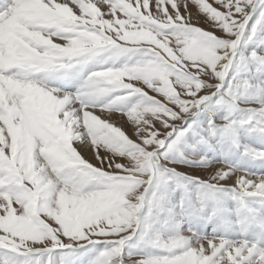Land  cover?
<instances>
[{
    "label": "snow or ice",
    "instance_id": "snow-or-ice-1",
    "mask_svg": "<svg viewBox=\"0 0 264 264\" xmlns=\"http://www.w3.org/2000/svg\"><path fill=\"white\" fill-rule=\"evenodd\" d=\"M244 130L264 0H0V264H264Z\"/></svg>",
    "mask_w": 264,
    "mask_h": 264
},
{
    "label": "bare ground",
    "instance_id": "bare-ground-1",
    "mask_svg": "<svg viewBox=\"0 0 264 264\" xmlns=\"http://www.w3.org/2000/svg\"><path fill=\"white\" fill-rule=\"evenodd\" d=\"M259 87H255L250 91H259ZM239 141H240V147L242 148L244 145L250 146V147H254L257 149H264V135L252 131H241L240 135H239ZM229 208H234L235 204L232 201H229ZM212 229V225L208 224L207 225V230L211 231Z\"/></svg>",
    "mask_w": 264,
    "mask_h": 264
},
{
    "label": "rangeland",
    "instance_id": "rangeland-1",
    "mask_svg": "<svg viewBox=\"0 0 264 264\" xmlns=\"http://www.w3.org/2000/svg\"><path fill=\"white\" fill-rule=\"evenodd\" d=\"M223 115H224V112H223V111H220V112H217V113H216V116H215L214 118H216V119H220V118L223 117ZM197 119H198L201 123L206 124L207 121H208V119H209V116H208L207 113H201V114L198 115ZM245 131H247V130H245Z\"/></svg>",
    "mask_w": 264,
    "mask_h": 264
}]
</instances>
